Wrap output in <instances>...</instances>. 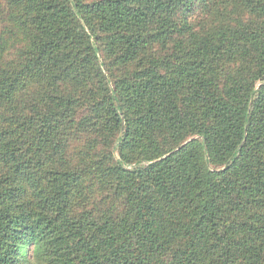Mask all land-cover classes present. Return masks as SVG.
Segmentation results:
<instances>
[{
  "label": "trees",
  "instance_id": "16d2710c",
  "mask_svg": "<svg viewBox=\"0 0 264 264\" xmlns=\"http://www.w3.org/2000/svg\"><path fill=\"white\" fill-rule=\"evenodd\" d=\"M0 264H264V0H0Z\"/></svg>",
  "mask_w": 264,
  "mask_h": 264
}]
</instances>
